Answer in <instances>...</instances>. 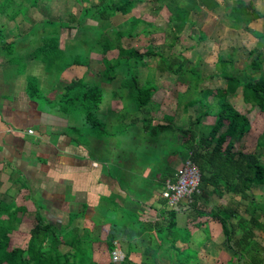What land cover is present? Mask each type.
<instances>
[{
	"label": "trees",
	"instance_id": "obj_1",
	"mask_svg": "<svg viewBox=\"0 0 264 264\" xmlns=\"http://www.w3.org/2000/svg\"><path fill=\"white\" fill-rule=\"evenodd\" d=\"M51 1L0 0V19L10 22L18 33L20 24L32 22L30 10L42 15L38 27L41 32L37 35L34 31L36 27L32 26L26 32L37 40L27 58L41 64L47 76L56 75L58 79L70 66H86L89 53L104 56L110 51L116 52L114 59L106 60L101 75L109 82L117 80L118 88L111 94L117 95L122 101L125 115L138 114L140 133L147 134V138H141L139 142L135 140L129 150L133 151L139 164L151 166L152 176L164 163L163 159L170 156H179L193 163L200 174V182L198 193L192 196L189 205L195 207L197 200H206L210 196H216L217 199L228 196L226 203L216 205L203 215L220 226L224 246L235 258L234 264H264V238L261 246L255 239L257 232L264 234V224L261 222L264 221V203L256 202L254 196L258 192L264 198V165L261 163V159H264V132L256 139L252 152L235 151L234 142L248 132L249 123L227 101L241 87L245 99L253 107L264 109V77L261 74L259 51L257 48L249 51L230 49L224 58H216L214 65L218 69L217 73L202 71L201 67L206 64L198 57L189 60L184 50L174 52L177 35L185 27H194L189 19L194 8L216 11L230 28L242 29L247 33L248 24L260 18V14L250 3L242 0H221L220 4L215 0H151L147 2L149 12L152 9V14L158 17L161 9L168 13L163 26L156 27L155 23H145L131 15L132 9L142 4V0H96L82 8L77 17L68 14L62 20L50 15ZM115 16L123 18L115 27L104 28L101 25L107 24ZM7 23H0V53L6 60L13 57V46L6 42L9 37L5 29ZM138 25L141 28L136 31ZM155 28L163 31V37H167L162 38L161 43L147 44L143 52L136 47L122 45V39L147 37ZM64 30L73 31V35L60 48V31ZM197 40L202 41L203 36L199 35ZM235 52L240 53L237 66L233 57ZM150 58L154 59L153 67L157 73L173 75L175 82L184 85L185 92L191 96L189 105L194 107V114L186 127L179 128L164 121L151 125L155 111L151 96L157 87L138 80L139 69L146 67ZM256 73L259 74L258 78L253 76ZM63 89L51 107L63 117L78 116V126L69 128L72 133H76L72 141L76 145H84L88 143V138L99 140L105 136L108 146L111 145L119 132L115 122L102 121L99 111L103 99L101 91L86 88V83L81 80L71 81ZM177 96L179 100L181 94ZM212 109L219 121L218 127L211 129L206 138L197 139L193 127L199 122L200 116L208 115ZM225 119H228L226 127L220 132V122ZM118 130L122 131V127H118ZM127 131V127H124L123 132ZM140 144L143 146H138ZM109 158L116 161L113 154ZM172 179L170 175L158 177L157 185L162 187L165 180ZM233 197H237L238 201H233ZM240 201L245 203L242 210L238 207ZM34 206L37 210L42 208L39 203ZM17 210L0 203V264H99L92 255V243L96 237L89 232L78 236L75 229L68 230L71 219L57 227L42 224L36 215L23 247H11L9 234L15 229L14 223L19 221L16 214L25 211L23 207ZM124 219L130 231L140 232L138 244L127 245L120 262L112 263L109 260L105 264H136L128 258L131 253L140 255L137 264H159L157 257L160 255L168 260V264H197L195 250L179 251L174 246L176 242L187 244L190 234L186 229L176 227L173 210L165 212L163 225L141 224L128 213ZM109 221L105 250L110 255L114 250L113 241L121 234L118 233L116 215L110 217ZM150 230L152 235L147 233ZM138 245L142 249H135ZM59 246L68 249L60 252Z\"/></svg>",
	"mask_w": 264,
	"mask_h": 264
},
{
	"label": "crops",
	"instance_id": "obj_2",
	"mask_svg": "<svg viewBox=\"0 0 264 264\" xmlns=\"http://www.w3.org/2000/svg\"><path fill=\"white\" fill-rule=\"evenodd\" d=\"M215 1L218 4L221 2ZM242 1L250 3L261 16L248 24L249 33L242 29L230 28L226 21L219 18L216 11L198 8L191 11L189 19L194 23V27L191 28H196L197 32L193 37V43L183 47L184 55L190 53L189 48H192L203 62L212 57V63L210 60V64L206 62L205 67H201L205 73L209 71L217 73L218 69L214 65L216 58L218 56L224 58L230 49L249 51L257 48L259 59L262 61L261 74L264 77V0ZM91 3L95 2H89L87 6ZM139 5L141 4L132 9L131 15L143 22L155 23L156 27H159L158 21L161 23V19L167 20L168 13L165 9L159 11L158 17L152 14V9L149 12L150 7L144 11ZM145 13L152 15V19L147 20L145 18L147 16L142 15ZM114 18L118 17L109 20ZM40 22L41 19L32 23L33 25L28 24L19 33L11 25L13 33L6 30L9 33L6 42L13 46V57L6 60L0 53V203L3 202L10 209L13 205L15 210L18 207L25 209L23 213L16 214L19 221L14 223L15 229L9 234V243L10 245L15 243L11 236L25 225H28V232L34 224L36 215L42 224H53L57 227L71 219L68 230L75 229L78 236L83 232H89L96 237L95 243L99 240L105 242L108 240L109 219L116 215L119 221L118 233L121 235L113 241L114 250L125 253L127 245L130 243L137 245L141 236L138 230L130 231L128 228L129 225L124 219L126 213L135 217L141 224L163 225L165 212L171 209H168L159 197L161 186L158 187L157 179L165 175L173 177L175 167L173 169L170 164L183 160L179 156L164 158V163L152 176L151 166L139 164L133 151L129 150L135 140L139 142V139L147 137V134L140 133L141 123L138 114L125 115L122 112V101L117 95L111 94L118 88L117 80L109 82L101 75L106 60L114 59L116 52L110 51L104 56L89 53L86 66H70L56 81L47 82V75L40 64L27 58L29 50L35 46L37 40L28 36L26 32L32 26L36 27L34 31L38 35L41 32L38 28ZM107 24L101 23L102 26ZM72 35L71 30L60 31L59 47L70 40ZM199 35L203 36L202 41L197 40ZM140 37L143 36L136 38ZM179 42L177 38V44ZM239 54L235 52L233 55L236 66L239 64ZM36 63L38 67L35 66ZM142 70L146 78L142 83L154 84L157 87L151 96V104L155 107L151 125L164 121L171 122L179 128L186 127L189 118L193 117L194 107L189 105L191 96L185 92V86L177 84L171 74L157 73L152 66L146 65ZM154 76L165 78L167 82L157 84ZM253 76L258 78L259 74ZM74 80L84 81L88 89L101 91L103 99L99 111L102 121L115 122L119 132L115 141H111V145L108 146V138L105 136H103L105 139L99 140L88 138V143L76 145L72 141L76 133L69 129L73 126L69 123V117L59 115L51 105L45 107L40 105L38 101L40 95L35 92L34 82L41 81L39 88L47 91L41 98L44 105H48L53 104L64 90L63 87ZM179 94L181 98L178 100ZM227 101L235 111L245 116L249 123L248 132L234 142V150L250 153L254 150L256 139L264 132V109L253 107L250 101L245 99L241 87H238ZM227 120L220 122V132L226 127ZM218 124L213 109L208 115L200 116L199 122L193 127L197 139L206 138L208 132L216 129ZM118 127H122V131L118 130ZM124 127L128 129L126 133L123 132ZM28 129L32 131L31 135L25 133ZM93 149L105 153L108 150V155H115L116 161L111 160L108 155L101 160L97 159L92 155ZM110 164L116 173L109 172ZM225 197L227 196L223 198ZM216 200V196L197 200L195 207L182 200L173 210L176 227L184 228L190 234V241L187 244L176 242L174 246L179 251L195 250L197 264H232L234 258L224 246L220 226L203 215L216 205L223 204L222 198L217 202ZM35 203L41 204V211L35 208ZM50 219L53 222H49ZM147 233L152 235L151 230ZM129 237L131 238L128 239ZM95 243H92L93 259L101 263L94 258L99 250L94 247ZM23 245L13 244L12 247ZM138 246L135 249H142ZM58 249L65 252L68 247L59 246ZM128 258L132 263L140 262L138 253H131ZM157 258L159 264H168L163 255Z\"/></svg>",
	"mask_w": 264,
	"mask_h": 264
},
{
	"label": "rangeland",
	"instance_id": "obj_3",
	"mask_svg": "<svg viewBox=\"0 0 264 264\" xmlns=\"http://www.w3.org/2000/svg\"><path fill=\"white\" fill-rule=\"evenodd\" d=\"M81 2H77V1H75V0H52L51 1V3H50V6H51V9H50V15L52 16V17H56L57 19H65L66 18V16L68 15V14H70V15H72V14H74V16H77L78 15V13L80 12V10L84 7V6H87L88 5V3L89 2H96V0H89V1H87V0H80ZM145 1V2H144ZM143 1V4H141V5H139V6H141V8L144 10V11H146V9L148 8L149 9V6H148V4H147V2H149L148 0H144ZM139 10V9H138ZM139 12V11H138ZM147 13V12H146ZM142 14V15H144V16H147V17H145L147 20H150V19H152V15H150V14ZM165 15V14H164ZM30 21H32L31 23H35L36 21H38L39 19H42V15H40V13H38V11H33V10H30ZM73 16V15H72ZM48 17V16H47ZM121 20H123V18H114V19H112V20H109V22H108V24L107 25H103V26H105L104 28H108V27H115L118 23H120V21ZM163 19H161V23L158 21V23H157V25L158 26H163V24H164V22L165 21H162ZM18 21V20H17ZM0 23H3V24H5V23H7L5 20H2V19H0ZM30 22H29V24H31ZM88 23H91V22H88ZM161 24V25H160ZM12 24L9 22V23H7L5 26H6V30L8 31H10V33H13V31H12V27H10ZM8 26H9V28H8ZM28 25L27 24H20V28L21 29H24V28H26ZM141 28V25H138L137 26V29H136V31L137 30H139ZM152 33L151 34H149L147 37H140V38H134V39H124V40H122V45L123 46H133V47H136V48H138L139 49V51L140 52H143L144 51V49H145V46L147 45V44H151V45H157V44H159V43H161V41H162V38H164V37H166V36H164L163 37V34H164V32L163 31H161V30H158V29H156V30H153V31H151ZM196 32H197V29L196 28H184L183 30H182V32L179 34V35H177V38H179V40H180V42H179V44H176V46H175V48H174V52H177V51H179V50H184V52H185V47L188 45V44H192L193 43V37H195L196 36ZM167 38V37H166ZM181 48H180V47ZM184 47V48H183ZM183 48V49H182ZM188 49H186V51H187ZM189 51H191L190 53H185V54H187L186 55V57L189 59V60H194L196 57H197V54L195 53V51L191 48V49H189ZM212 56V55H211ZM200 59V58H199ZM201 60V59H200ZM211 60V61H210ZM202 62H203V60H201ZM209 61H210V63H212V61H213V58L212 57H210V58H208V60L206 59L204 62H205V64H206V62L207 63H209ZM153 63H154V59H152V58H150L148 61H147V65L149 66V67H153ZM209 63V64H210ZM37 64V63H36ZM36 67H38L39 65L37 64V65H35ZM40 67H42V65L40 64ZM143 70L140 68L139 69V71H138V80L140 81V83H142V81H144L146 78H145V76H144V71L142 72ZM56 75H52V77L51 76H47L46 77V80H47V82L49 81V80H53V81H56ZM48 78V79H47ZM154 78H155V82L158 84H164V83H166L167 82V80L165 79V78H162V77H159V76H154ZM34 82V81H33ZM41 83V81H36V82H34V88H35V92L36 93H38V95H40V96H38L39 98V100L38 101H40L39 103H40V105H42L43 107H45V106H49V105H51V104H48V105H44V102H43V98H41V95L42 96H44V95H46L47 94V91L46 90H41L40 88H39V84ZM46 83V82H45ZM56 83V82H55ZM50 84V83H49ZM206 84V83H205ZM49 86V85H48ZM49 89H51V88H49ZM59 96V95H58ZM45 98V97H44ZM103 98V97H102ZM55 101V100H54ZM42 107V108H43ZM78 118V116H70L68 119H69V123L70 124H72L73 126H77V122L79 121V119H77ZM147 138V137H146ZM138 146H143V144H140V145H138ZM94 150V149H93ZM107 152V154L105 153V152H101V151H99V150H94L93 151V153H92V155H94L97 159H99V160H101V159H103L104 157H106L107 155H108V150H106ZM110 154V153H109ZM109 156V155H108ZM172 162V161H171ZM261 163L264 165V159H261ZM180 164H181V162H173V163H171L170 165L173 167V169H174V167H175V170H174V173L178 170V168H179V166H180ZM105 169V168H104ZM109 172H111V173H116V170H114L113 169V167H112V165L110 164L109 165ZM115 171V172H114ZM173 173V174H174ZM255 201L256 202H262V203H264V198H262V196H260L259 194H258V192H255ZM34 199H38V198H33V200ZM232 200L233 201H238V198L237 197H233L232 198ZM217 201H219L218 199L216 200V202ZM228 201V196L227 197H225V198H222V200H221V202H223V204L224 203H226ZM244 202H242V201H240L239 203H238V207H239V209L240 210H242L243 208H244ZM15 206L13 205L12 206V210H15V208H14ZM16 211H18V210H16ZM39 211H41V209L39 210ZM49 222H53V220L52 219H50L49 220ZM62 222V221H61ZM261 222H263V224H264V221L263 220H261ZM25 224V223H24ZM28 227V225H25L24 227H22L19 231H18V233H16L15 235H13V236H11V239L12 238H14L15 239V243H13L14 245H22V244H24L25 243V240H26V238H27V228ZM238 232V231H237ZM263 238H264V234H263V232H257V237L255 238L256 239V241L260 244V246L262 245V242H263ZM12 243V242H11ZM93 243H95V242H93ZM13 244L11 245V247L13 246ZM94 247L96 248V250H98L96 253H95V257L94 258H96V260H99V261H101V263H99V264H104L105 262L107 263L108 261H109V253H107V251L105 250V242H104V240L103 241H101V240H99V242H97V243H95L94 244ZM122 253V252H121ZM124 254L122 253V256H123ZM100 258H102V259H100ZM103 260V261H102ZM234 262H235V258H233V260H232V264H234Z\"/></svg>",
	"mask_w": 264,
	"mask_h": 264
},
{
	"label": "built area",
	"instance_id": "obj_4",
	"mask_svg": "<svg viewBox=\"0 0 264 264\" xmlns=\"http://www.w3.org/2000/svg\"><path fill=\"white\" fill-rule=\"evenodd\" d=\"M26 134L31 135V130H26ZM200 174L193 163L189 160H183L174 173L172 180H165L162 184L159 197L164 201L166 207L171 210L180 204L182 200L191 202L194 194L198 193V184ZM122 253L115 249L110 254V261L118 263L122 260Z\"/></svg>",
	"mask_w": 264,
	"mask_h": 264
}]
</instances>
